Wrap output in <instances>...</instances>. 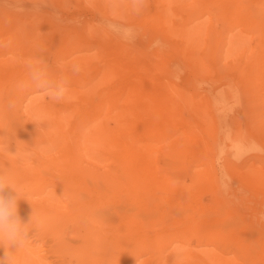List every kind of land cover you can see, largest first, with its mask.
Listing matches in <instances>:
<instances>
[{
	"label": "bare ground",
	"instance_id": "6f19581e",
	"mask_svg": "<svg viewBox=\"0 0 264 264\" xmlns=\"http://www.w3.org/2000/svg\"><path fill=\"white\" fill-rule=\"evenodd\" d=\"M107 1L114 2L115 0L114 1L107 0ZM119 1H117L116 3H118ZM169 1H171L170 3L174 1L176 2V0L174 1L169 0ZM179 1H177L178 3L174 2V4H179L181 2ZM212 1L215 2L213 3L214 6L212 5V7L214 8L218 0H212ZM137 2H141V0ZM145 2L147 1L145 0ZM229 2H231V0ZM235 2L236 5L233 6ZM262 2H264V0H235L233 3L231 2L232 4L227 3L231 5V8L233 6L234 9L228 10L230 8V5L229 6L225 5L226 8L225 6L221 8L223 9L225 8L223 10L224 12L226 11L231 12V10H233L232 13H235L240 16L243 15V17L248 19L249 23L247 24V26L249 27V25H252V22H255L256 20L264 22V6H260ZM116 3H114V5ZM127 3L128 2H126L125 4ZM130 3L131 2H129V5ZM166 3L168 4V2ZM167 4L166 5L164 4L165 6L163 5L165 7V10L167 9L166 7H168V10L171 7V6L170 7L167 6ZM163 6H161V8ZM217 6L216 8H218ZM109 7L108 9H110ZM123 8H125V6ZM131 9L135 10L134 13L136 16L138 9L137 8L136 9L131 8ZM131 9L130 12L132 13ZM116 10H118L117 7ZM138 13L140 14L139 11ZM165 13L168 14V12ZM108 14L111 15V13ZM115 14H118L117 11ZM120 14L118 15L120 16ZM118 15L117 17H119ZM124 15L127 17V14ZM135 16L133 17L135 18ZM20 18H22L21 19L22 22L24 17H20ZM34 20L33 22L35 24ZM139 20L141 19L139 18ZM137 22L140 23V21ZM28 23L29 25L31 24L30 21ZM132 23H136V22L133 21ZM36 24L38 25L37 22ZM19 25L17 26L14 24V26H16L17 29L20 28ZM31 25H32V30L33 28L35 29L37 28V27H33V23ZM25 26L21 25V27L24 28ZM41 27L42 24L38 28L40 29ZM28 28L29 27L25 28L26 32L28 31ZM20 29L21 31L23 30V28ZM103 29L105 28H102V30ZM34 30L32 31V34L35 33L36 30L35 31ZM108 30L110 29L108 28ZM122 30L124 31V29ZM189 30L190 31H186L187 35L188 34L192 35V33L194 34V32L191 33L192 31L191 29ZM23 32L25 33V31ZM42 32H40V34ZM183 32H184L183 35H185L186 34L185 31ZM7 33H13V32L7 31ZM43 33H45V31ZM71 33L73 32L71 31ZM87 33L89 34V32ZM14 34L18 36L19 33H16L15 31V33H13L12 35H9L11 37L10 39H13L12 36H14ZM40 34L38 30V35ZM55 34H57L56 31ZM59 34L58 36H60ZM104 34H106L105 31ZM29 35L27 36H29L30 38H26L27 40L22 41L20 45L17 44L14 46L16 42L13 39L11 41H13L14 44H11L10 41H9L10 45L9 43L5 44V46L8 45L7 49L6 47H3L4 49L0 48V164H5L12 167L17 172L21 183L24 185V192L22 193V195L29 202L26 200H21L19 202V206H18L19 215L21 216L22 219L27 221V219L31 214V206H32L34 210V217L38 222V226L36 227L34 233L35 235H33L36 237L31 239L26 244V246L17 253L16 264H55V262L50 263L49 260H51L53 257L54 260L55 258L58 259V256H59V261H61L60 260L61 258L62 259L68 258L69 260L71 259L75 261L77 264H137L136 259L138 260V264L215 263L216 261H218V258H213L210 256H195L189 251L186 252H184L183 250L180 251V248L178 246L171 247L170 244L171 240L186 238L187 236L200 237L203 236L204 234H205L204 236L208 241H219L221 242L224 248L233 246L234 249L236 248L238 250V252L232 257L229 258L220 257L219 259L220 262H222V264H254L255 259L253 260V258L255 257L250 256L249 254L250 253L252 254V252H250L252 251V249L254 250L259 246V244L261 245V243H264V234H261L259 231L250 229L245 225V223L238 222L236 224H233L232 222L234 221V219L231 216V211L233 212L232 208L229 207L226 211H220L218 209H214L218 204L221 195L220 193L221 190L220 189L215 190L211 188L213 183L212 181H214L213 177L210 178L203 175L202 173H196L195 170L193 171L192 168L188 166V161L186 158L188 153H186L185 155V152L193 144L195 146L201 145V144H196L197 141L195 138H194L195 140L193 141L191 140L192 142L190 143H188L189 142L188 139L184 141V139L186 138L191 139V137L194 136L195 132L191 131V129L190 131L185 130L183 132L184 139H182L181 141L186 142V144H178V143H182L179 141H177V144H170V139H169L170 132L163 131L161 129V127L163 126L162 124L164 123L168 124V122L173 120L174 118L173 112L178 108H180L182 105L180 104L181 106L176 107L177 109L174 110L173 108L168 107L169 106L168 104H167L168 106H166V104L161 105L163 103L158 104L157 98L160 94L159 93H158L159 95L156 94L157 90L151 91L150 89L145 88L144 85L142 84H136L131 88L134 89V91H132V93L134 92L133 95L134 98L133 96L130 97L127 95V93H125L123 99L121 100H124L123 103H125L124 105H126V108L118 109L117 111L114 110L113 112H115V114L113 115V117L109 116L111 118L108 117L109 118L108 120L103 119L106 120V122H103L102 117H104L105 114L104 112L107 107L105 109L103 107H100L98 108V111H93L95 115L93 119L87 117L88 114L93 113L91 112L92 111V108L90 107L91 104L87 103L88 100L90 101V99H93L92 98L93 96L92 95H89V97L87 96L89 98L88 99L85 95L84 97H86V100L85 98H81V96H83L84 94L88 95L89 94L88 91L90 92L92 90V89L90 90L87 83L91 81L92 77L96 73L95 72L96 70H94L95 72L94 74L92 72L91 74L92 76L89 74L91 79L90 81L88 80L87 83L85 80V78L88 75L85 74L86 70L82 69L83 71H85V73L82 72L81 74L83 75L77 77L76 75L77 73L75 74L76 71H74L73 67L71 68L69 65L70 64L71 66L79 65L81 70L82 67L81 64L86 61V58L80 57L78 61L74 63L70 61L68 67L67 62L62 61L68 58L71 51L69 49L73 48L72 46H71L72 48H69L68 45L65 47L60 46L61 49L60 53L64 52L63 55L66 57H61L58 58L57 60L60 59L62 64L63 62H65L66 64L62 65V68L61 65L59 64L60 65L58 67L59 71L61 68V70L64 72H61L62 73L61 75L57 74L59 71L56 72V74L58 75L56 76V78L63 79L67 82V86L70 88V93L64 100L60 102L51 100V102L47 103L43 100L42 97L43 94L38 92L31 84L28 64L34 61L38 57L43 58L45 60V57H47L46 52H48L49 54L50 51H45L46 46L45 45L43 46V44L47 42L46 41L45 43H43L45 40V38L43 37L44 34L42 35L44 39L41 37V39L43 40H41L39 37H38L39 39H37L36 37L37 35L35 36L36 38L32 37L31 32L29 33ZM74 35L75 34H73V36ZM19 36L18 38H20ZM116 36H118L117 33ZM60 37L62 38V36ZM57 38L59 39V37ZM69 38L70 36L67 38V40ZM73 42L72 44H74ZM82 42L80 43L82 44ZM189 43L192 42L190 41ZM223 43L224 42L222 41V44ZM41 44L45 48V50L43 47H42L43 49L41 48L40 46ZM64 44L66 45V43ZM79 45L80 44L78 43V46ZM27 46L35 47L33 48L34 51L31 54L30 52H27L28 49ZM51 47H52L51 51H53V47H55V45L53 46L52 44ZM51 47L49 44L48 48ZM114 48H116V46H114ZM75 49H72V51ZM13 50L14 53H16L17 51L23 54L22 55L20 54L19 57L18 56L13 57L16 56L11 53L13 52ZM57 50H55V54H54L55 56L57 55L56 58L58 57ZM6 51L10 52V55L8 54L9 57H7L8 55H6L7 53ZM233 51L234 49H232V52ZM102 52L105 54L103 50ZM108 52L109 50L106 53ZM112 52L115 51L112 50ZM26 53L30 54V57H28L29 59L27 58ZM100 53L99 54L95 53V55L96 54L100 55ZM79 55L81 54L79 53ZM101 56H99L100 59ZM112 57L115 58V56L113 55ZM76 58H78V56ZM105 58L106 57H104V59ZM139 58L141 59V57ZM52 60L54 61V59ZM108 60L106 64H108L110 67L109 63L111 62H108ZM115 60L113 59L109 60L112 61L110 68L114 67L113 62ZM47 63L46 65L50 72V66H52V64L50 65L49 61ZM90 63L89 65H91ZM95 63L94 65H91V67H89L87 70L92 71L91 68H95L96 67L95 65H97ZM84 64L87 65L86 62ZM55 66L57 67V65ZM104 66L108 68V66H106L105 64ZM259 66L260 67L258 68L264 69V62H262V65H260L259 63ZM66 67L71 70H67ZM51 68H54V66ZM110 68L109 70H111ZM243 68L242 71H245L243 70ZM233 70L236 69L233 68ZM65 71H72L73 72L72 76L75 75L77 78H72V76H70L69 74L70 72H68L67 74ZM103 71L106 75L107 72H105V70ZM249 75L251 76L253 74H249ZM102 78L109 79V78H105L104 75L102 76ZM103 79L101 80L105 81ZM248 80H252V79L249 78ZM98 81L97 82L95 81V83L97 84ZM149 82H151V86L148 85V87L149 86L153 87L154 85H152V81L149 80ZM105 83L104 86L106 85ZM122 83H124L125 85L128 84V83L126 84L125 82ZM154 84L156 85V83ZM130 86L131 84L129 85V87ZM252 86L250 87V89L252 88ZM92 87L95 89L94 86ZM101 89L99 90L100 92ZM121 90L122 89L120 88V91ZM123 90L122 92H124ZM250 91H252V89ZM103 92L97 94L100 95ZM106 92H108V87L103 95H105ZM249 93L252 94L253 92L252 93L249 92ZM107 94H106L107 97L111 95L110 97L112 98L114 96L113 99H115V96H120V95L122 96L123 93L120 94V92H117L116 89V95H112L111 93L108 95ZM228 95H230V93ZM228 95L227 98L229 97L230 99H226L223 96L224 97L223 99H225L224 101L229 100L227 102L234 104V102H236L237 99L235 100L231 98L233 97L232 94L231 96ZM79 98L81 99L78 100ZM185 98L187 100L189 99L187 98V96ZM218 98L220 97L218 96ZM100 99L104 100L105 103L106 101H108L107 103L110 102L109 103L110 106L114 105V103H117L118 101V99H116L115 102V100H112L110 98L109 99L111 101L106 100L107 98L103 99V96L100 95V98L98 99L99 101L96 100V103L98 101V103L100 104L101 102ZM139 99L143 100V104L145 106L152 107L151 110L149 109L147 114L144 113L147 109V108L145 109L144 107L141 108L143 110L137 111L135 112V114H131L132 113L131 111L133 110L130 108V105H132L134 102L136 104V101ZM205 99L204 102L207 101L206 102V106H207L208 101L211 102L210 101L211 99L210 100L206 99V101ZM82 100L83 101L85 100V102H82ZM215 100H212V102H214ZM230 100H234V101L230 102ZM79 101L83 103V106H86L84 109H82L81 112L82 115L89 111L90 113H88L87 115L85 114L86 117L81 119V121L79 120L80 122L75 123L74 116L76 115V113H78L76 112L77 108L79 107V105L80 108L82 107V104H80ZM104 101H102L101 103H103ZM220 102L219 105L225 104L222 102L220 104ZM96 103L94 105L95 107L98 104ZM124 105H122L123 107L121 105L120 106L124 108ZM211 105L213 106L215 104L211 103ZM117 106L119 105L116 104V107ZM133 106L136 107L135 105ZM199 106L203 107V104ZM228 106H231V104H229ZM109 109L107 111H109ZM206 109L204 108V110ZM227 111L229 113V110ZM142 112L148 117L146 116V118H144L145 115ZM176 112L177 111H175V114H177ZM219 112L216 114V116L219 115ZM224 112L226 113V111H223V113ZM249 113L251 114V112ZM252 113L254 114V112ZM128 114L136 115V117H134L133 120H132L133 117L129 118L130 120H132V122H130L131 124L129 123ZM158 115H160V117ZM255 116H256V112H255ZM215 118L216 117H214V120ZM257 118L259 119V117ZM218 119L219 118H217V120ZM217 120H215V123L218 124ZM159 121L161 123H158ZM252 121L254 120L252 119ZM257 121L258 123H260L259 122L260 120ZM127 123L130 124V126L127 127L128 125ZM217 124H215L216 128H217L216 126ZM138 125L139 126L143 125L142 128L144 129L150 127L149 128L150 130H145L144 132L143 129L142 130L143 133L141 134L142 128L140 129ZM213 126L214 125H212V127ZM136 127L140 129L141 131L140 134L138 133L139 130H136ZM207 127H210L209 129L210 132H208L209 135L207 133L206 134L210 137L212 134L214 135V138L212 137L214 141L211 143L218 146L219 144H216L217 141H215V135L217 132L212 133L211 125L210 126L208 125ZM215 127L213 131H215ZM199 129L197 130L199 131ZM219 130L221 131V128ZM261 130L264 131V129L262 128ZM176 131H174V133ZM220 134L221 133H219V135ZM238 134L239 133H236V135ZM151 138H153V140H155L156 142L150 143L149 141L148 143L146 141V139L149 140ZM224 140L221 142L223 143ZM229 140L230 139H228V141ZM232 140L233 142L230 143L233 144H240L241 142L240 137L238 136L232 138ZM203 146H202L203 148H199V149L203 150L204 148H206V144H203ZM8 148L10 152L8 151ZM16 150L17 153L15 155L12 154L15 153ZM25 152L30 153V155L25 156L24 155ZM185 174H187V177H184ZM244 180L246 182L256 183L259 185L260 183L264 182V178H259V177L255 178V175L250 173L248 177L244 178ZM199 183L206 184L208 190L207 192L209 191L211 192L212 190H214V192L213 191L212 192L215 195V198H213L216 200L215 206L214 205L207 206L206 204L203 203V201H201L199 197L201 195L200 194L201 190L199 191V189L201 188L199 187L202 185L198 186L199 189H195L194 187L195 191L193 192L192 191L190 193H187L188 191L185 192L188 188L190 187L193 188V185L196 186V184ZM8 191L10 192L11 190ZM219 207L221 209L224 208L220 204ZM186 211L195 212V214L194 215L191 214L192 215L191 217V215L189 216L190 212H187L188 213L187 214ZM211 215H214L215 216L214 218L217 217L220 220H217V218L215 219L217 221L211 220L210 219ZM208 227L210 228V231L205 232L208 229ZM234 228L235 229L239 228L240 233H237L235 235L228 234ZM223 230L226 232V234L220 233L223 232ZM247 236L250 239H255L257 246L256 248L255 247L249 248V251L244 252L248 248L240 246V243L241 241H243L242 238ZM257 253L255 252V256L258 255ZM258 256L256 261L258 260V258L264 259V254L260 255L259 253ZM68 259L65 260L69 261ZM64 263L66 264V261ZM61 264H63V262Z\"/></svg>",
	"mask_w": 264,
	"mask_h": 264
},
{
	"label": "rangeland",
	"instance_id": "374dc122",
	"mask_svg": "<svg viewBox=\"0 0 264 264\" xmlns=\"http://www.w3.org/2000/svg\"><path fill=\"white\" fill-rule=\"evenodd\" d=\"M106 1L107 0H104V2L103 0H100V2L99 0H0V34L3 32L0 35V46L1 45L3 46H1L0 48L6 47L7 49L8 45L5 46V44L9 43V41L11 44H14V42L11 41L13 39L16 42L14 46L17 44L20 45L22 41L27 40L26 38H30L29 37L30 32L32 37L34 38L37 37V39L39 38L41 39L42 35L44 34L45 36L43 35V37L45 38V40L44 42L43 41L42 42L45 43L47 41L45 44H43V46L44 45L46 46L45 47L46 50L42 46V44L40 46L41 48L43 47L45 51H50L51 53H53L51 54L49 52L48 54V52H46L47 57H45L44 61L46 63L49 61V64L50 65L52 64V66H50V72L52 75L54 74L55 77L61 75L62 74L61 72H64L61 70V68L62 65L66 64L65 62H63L62 64L60 59L57 60L58 58L66 57L63 55L64 52L60 53L61 51L60 46L65 47L68 45L69 48L72 47H73L72 49L76 48L73 51L72 49H69L72 52L70 51L68 58L62 61H66L68 66V64H70L69 63L70 61L74 63L78 61L80 57H85L86 58L85 62L87 65L84 64L85 62H83L81 64L82 66L81 70L79 72H75V74L77 73L76 74L77 77L78 76L80 77L83 75L81 74L82 72L85 73V71L83 70H86L85 74L86 75L88 74L87 77L85 76L86 83L88 80L90 81L91 79L89 74L91 75L92 72L93 74L96 72L92 77L91 81L87 83L90 90L91 89L92 90L90 92L88 91L89 93L88 95L82 94L83 96H81V98H85L86 100L87 96L88 97L89 95L93 96L91 97L94 100L90 99L91 101L90 102L88 100L89 98L87 97L88 102L86 101L88 104L89 103L91 104L90 106L92 108L91 112L98 111V108L100 107H103L104 109L107 107L104 112L105 118L102 117V120L103 119L108 120L109 118L113 117V115L115 114V112H113L114 110L117 111L118 109L126 108V105H124L125 103H123L124 100L121 99H123L125 93H127V95L130 97L133 96L134 92L132 93V91H134V89L131 88L136 84H142L144 85L145 88L150 89L151 91L157 90L156 94L157 95L160 94L157 98L158 104L163 103L161 105H165V104L166 106L169 105L168 107L173 108L174 110L177 109L176 107H180L182 105L180 108L175 110L177 111L176 112L177 114H175V111L173 112V117H174L173 120L168 122V124L167 123H164L165 125L162 124L163 126L161 127V129L163 131L170 132L169 133L170 144H177V141L182 142L178 144H186V142L181 141L182 139H184L183 132L185 130L190 131V129L191 131L195 132L194 136L191 137V139L189 138L184 139V141L188 139L189 140L188 143L196 139L197 141L196 144H201L198 146H195L193 144L185 152V155L186 153H188L186 157L188 161V166L192 168L193 171L195 170L196 173H202L203 175L210 178L213 177L214 181H212L213 183L211 188L215 190L220 189L221 192L220 191L219 192L221 193V195L218 204L216 205L215 203L216 200L213 199L215 198V195L213 193L214 190L211 189L213 192L212 191L207 192L208 191L207 186L204 183L196 184L197 187L193 185V188L190 187L185 192L188 191L187 193H190L191 191L192 192L195 191V189L201 188L199 189V191L201 190L200 192L201 195L199 193L198 194L200 195L199 197L204 204H206L207 206L216 205L214 209H218L220 211H226L230 207L233 209V212L231 211V216L234 219V221L232 222L233 224H236L238 222L245 223V225L250 229L259 231L261 234H264V222H261L258 219L259 214L261 212H264V182L260 183L259 185L256 183L246 182L244 180V178L249 176V173L254 174L255 178L258 177L264 178V133H262L264 131L261 130V128L264 129V69L258 68L260 67L259 63L260 65H262V62H264V60H261L264 59V22L256 20L255 22H252V25H249L248 27L247 26V24L249 23L248 19L243 17V15L240 16L235 13H232L233 10H231V12L225 10L226 12H224L223 10L226 8V6L230 5L227 3H231V2L233 3L235 0L233 1L231 0V2H229L230 0H225V1L218 0L215 5L216 6L218 5L217 7L219 9L216 8V6L214 8L212 7L213 3H215L212 0H180L181 2L179 0H176V2L177 1L180 2L179 3L180 5L174 4L175 2L174 0H173L174 2L172 3H170L171 1L169 0H165V1L146 0L147 2H145V0L144 1L141 0V2H137L140 0L137 1L134 0L135 3L133 0H120L122 2H120L119 0H115V1L113 0L114 2L110 1L111 3ZM117 1H119L118 3H120L121 5L116 3ZM163 1L165 5L167 4L166 2H168L167 6L169 7L171 6L169 10L168 7H166L167 9L165 10L164 7L165 5L163 4ZM124 2L125 3L128 2V3L125 4ZM129 2H131L130 5ZM114 3L116 4L114 5ZM142 4H144L146 7ZM235 5L236 2L233 6ZM115 6L119 11L116 10ZM124 6L125 8H123ZM161 6L163 7L161 8ZM224 6H225L224 9L221 8ZM233 6L231 8L230 5V8L228 10L234 9ZM260 6H264V2H262ZM108 7L110 9H108ZM131 8L138 9L136 14L137 17L135 16L134 13L135 10H132ZM130 9L132 10L133 14L130 12ZM109 10L111 11L113 10V11L111 12ZM116 11L118 14L120 13L122 14H120L119 16L118 14H115ZM138 11L140 12V14L138 13ZM107 12L111 13V15L108 14ZM165 12H168V14H166ZM124 14H127V17ZM117 15L119 17H117ZM133 16H135L136 20ZM20 17H24L22 22H21L22 18ZM138 17L141 20H139ZM33 20L35 21V24L37 22L39 26L37 24L36 26ZM29 21L31 24L33 23V27H37L36 29L33 28V30L34 29L36 30V31L34 30L35 31L34 34H32L33 31L32 25L31 24L29 25L28 23ZM133 21L136 23H132ZM137 21H140V23ZM17 22L18 23L20 22L19 24H21L22 26H25L26 24L25 28L26 27L30 28V26L31 28L30 29L28 28V31L26 32V29L24 27H21V25H19ZM22 23L25 24L23 25ZM40 23L42 24L41 27L42 31L43 32L45 31V33L41 31V28L40 29L38 28L41 26ZM14 24L17 26L19 25V27L23 28V30L21 31L19 27H18L19 29H17V27L14 26ZM60 27L64 29H61ZM102 28H105L107 30L105 29L102 30ZM108 28L110 30H108ZM122 29H124L125 32ZM189 29L192 30L191 33L194 32V34L192 33L193 36L190 34H188L189 36L187 35L186 31H190ZM5 30L13 33H15L16 31V33H19L18 36L20 35L19 36L20 38H18V36L14 34V36H12L13 39H10L11 37L9 35H12L13 33H7V31ZM38 30H39V34L40 32H42L40 34L41 36L38 35ZM23 31H25V33ZM55 31L57 32V34H55ZM71 31L73 33H71ZM104 31L106 34H104ZM183 31H185L186 33L185 35H183L184 34ZM87 32H89V34ZM115 32L117 33L118 36H116ZM5 33H7L8 35ZM110 33L112 36L110 35ZM129 33L132 35H130ZM58 34L62 36V38L58 36ZM73 34L75 35L73 36ZM67 36L68 37L70 36L69 38L70 40L69 39L67 40L68 38ZM57 37H59V39ZM220 40H222L224 43L222 44V41ZM190 41L192 43H189ZM72 42L74 44H72ZM80 42H82V44ZM64 43H66V45ZM78 43L80 44L79 46ZM49 44L50 47L52 44L53 46L55 45V47H53L54 52L51 51L52 47L48 48ZM111 46L113 48L114 46H116V48L113 49ZM30 47L31 46L28 47L27 52H30L31 54L34 51L33 48L35 47L34 46H32L31 48ZM54 48L55 50H57L58 48L57 58H56L57 55L56 56L54 55L55 54ZM232 49H234L233 52ZM80 50L83 51L81 52ZM102 50L105 52V54L102 52ZM108 50L109 52L106 53ZM112 50L115 52H112ZM6 52H7L6 55L8 54L10 55L9 51ZM11 53L16 55L13 57H17V56L19 57V55L21 54L17 51L16 53H14V50ZM79 53L81 55H79ZM95 53L97 54L100 53V55L97 54L95 55ZM30 54L26 53L27 58L30 57ZM101 54L106 58L104 59V57H102ZM9 55L7 57H9ZM112 55L115 56V58L112 57ZM77 56L78 58H76ZM99 56H101V59ZM138 56L141 57V59ZM92 57L94 60L92 59ZM51 58L54 59V61ZM108 59L109 60L116 59L114 61L115 63L113 62L114 67L112 66L114 69L110 68L112 61H109ZM107 60L108 62H111L109 63L110 67L108 64H106ZM55 62H57L58 64ZM89 63L91 65H94V63L97 64L95 65L96 67L92 66L95 67V68H91L92 71L87 70L89 67H91ZM59 64L61 65L60 71L58 68L60 66ZM104 64L108 66V68H106ZM55 65H57V67ZM53 66L54 68H51ZM69 66L71 68L73 67L71 66V64ZM109 68L111 70H109ZM233 68L236 70H233ZM238 68L240 69V72ZM242 68L245 71H242ZM118 69L120 70L121 73L119 72ZM67 70H71V69L67 68ZM94 70L96 71L94 72ZM103 70L107 72L106 75ZM56 72H58L57 73L58 75L56 74ZM65 72L67 74L68 72H70L69 73L70 76L73 75L72 71H65ZM249 74H253L251 75L252 77ZM101 75L102 76L104 75L105 78H109V79H103ZM77 77L75 75L72 76V78H77ZM249 78H251L252 80H248ZM96 79H98L99 81ZM101 79L105 81H102ZM125 80H127L128 82ZM149 80L152 81V85H154L153 87H150L151 82H149ZM95 81L96 82L98 81V83L96 84ZM107 82L110 84V86ZM122 82L128 84L125 85ZM104 83L106 84L105 86ZM154 83H156L157 86ZM130 84L131 86L129 87ZM158 84H160L161 86ZM148 85H150L149 86L150 88L148 87ZM92 86H94L95 89ZM251 86H252L251 88L252 91H250ZM107 87H108V92L112 91L110 92L112 95H116V89L117 92H120V94L123 93L122 96L120 94H117L120 96H115V99H113L114 96L112 98L110 97L111 95L108 96L110 99L115 100V102L116 99H118L117 103H114L115 106L114 105L110 106L109 104L110 102L107 103L108 101H106L105 103L104 100H101L102 98L100 99V101L101 102L104 101L103 103L105 104L101 102L100 104L98 103L99 101L98 99L100 98V95L103 96V99L107 98L106 100H110L106 96L108 92H106V94L103 95L107 90ZM122 87L124 88V90ZM101 88L102 89L104 88L103 89L104 92ZM120 88L124 92H122V90L120 91ZM100 89L101 92L103 93L98 95L97 93H101L99 91ZM249 92L251 93L253 92V93L250 94ZM229 93L230 95H228ZM231 94L233 96L231 98L235 100L237 99L236 102H234V104L227 102L229 100L224 101L225 99H223L224 97L226 99H230L229 97L227 98V95L231 96ZM85 95L86 97H84ZM186 96L187 98H189L188 99L189 101L185 98ZM218 96L220 98H218ZM42 97L45 102L47 103L51 102V99L47 98L46 96L42 95ZM81 98H79L78 100H80ZM205 98L207 100L211 99L210 100L211 102L208 101L207 106H206L207 101ZM214 98L217 100H215ZM185 99L188 102H186ZM204 99L206 102H204ZM85 100L84 101L82 100V102H85ZM96 100H98L97 101L98 104L96 103ZM212 100L215 101L212 102ZM201 101L203 107L205 109L207 108L206 110H204L202 106H199L202 105ZM220 101L225 104L219 105ZM232 101L234 100H230V102ZM79 102L80 104H82V107L80 108L79 105V107L77 108L76 112L78 113H76V115L74 116L75 123L80 122L81 119H83L84 117H86L88 113H90L89 111L85 113L86 115L85 114L82 115L81 113L82 109H84L86 106H83V103H81V101ZM95 103L97 104L96 107L94 106ZM211 103L215 105L212 106ZM116 104L119 106L116 107ZM229 104H231V106H228ZM120 105L121 106L124 105V108H122L123 106L121 107ZM133 105H135L136 107H134ZM143 105L144 104L142 99L137 100L136 104L134 102L132 105H130V108L133 110L131 111L132 113L131 112L130 113L135 114V112L143 110L141 108L144 107L145 109L146 108L148 109V110L146 109V111L144 112L145 114H147L149 109L151 110L152 107L145 105L143 106ZM108 109L109 111H107ZM227 110H229V113ZM223 111H226V113L225 112L223 113ZM218 112L219 115L216 116ZM249 112H251V114ZM252 112H254V114ZM255 112H256V116H255ZM213 113L215 114V116ZM94 116H95L94 112L87 115V117H90L92 119ZM146 116L147 115H145L144 118H146ZM158 116L160 117V115ZM134 117H136V115L128 114V119L132 118L133 120ZM214 117H216L215 120H217V118L220 119L217 120L218 124L215 123ZM257 117H259V119ZM256 118L257 120H260L259 121L260 123H258ZM252 119L254 121H252ZM106 120H103V122H106ZM132 120L129 119V123L132 122ZM158 123L161 122L159 121ZM130 124H128L127 127L130 126ZM215 124H217L216 125L217 128L215 127ZM208 125L209 126L211 125L212 133L217 132L215 135V141H217L216 144H219L218 146L211 143L214 141L213 139L214 135L212 134L211 137L208 136L209 135L208 132H210L209 131L210 127H207ZM212 125L214 126L212 127ZM142 126L138 125L140 129L142 128ZM138 127H136V130H139V132L138 131L137 132L140 134V132L144 128H142L140 131ZM214 127H215V131H213ZM149 128L150 127H147L143 131L145 132V130H150ZM220 128L221 131L219 130ZM197 129H199L200 132ZM143 131L141 132V134L143 133ZM174 131L176 132L174 133ZM218 131L222 135L221 134L219 135ZM234 133L235 135L236 133H239L240 135L238 134L235 136ZM223 135H225L226 138ZM233 136L240 137L241 140L240 144L230 143L233 142L232 140V138H234ZM217 138L220 139L218 140ZM227 138L230 140L228 141ZM223 140L224 142L222 143L221 141ZM146 141L148 143L149 141L150 143L156 142L155 140H153V138L149 140L146 139ZM203 144H206V148H204L205 150L199 149L204 147ZM184 177H187V174H185ZM198 186L200 187L198 188ZM219 204L222 205L224 208L221 209L219 207ZM187 212H190L189 216L191 214L192 215L195 214V212L186 211V213ZM214 217H215L214 215H211L210 219L214 221L217 218ZM217 220L220 219L217 218ZM209 231L210 228L208 227V229L205 232H209ZM220 233L226 234L224 230L223 232ZM237 233H240L239 228L232 229V231L228 234L235 235ZM204 235L200 237L187 236L186 238L171 240L170 244L171 247L178 246L180 248V251L182 250L184 252L189 251L195 256H210L213 258H218V261L211 264H222V262H220L219 259L220 257L229 258L234 256L238 252V250L236 248L234 249L233 246L224 248L221 242L219 241H208ZM34 237L36 236H33V238ZM242 240L243 241H241L240 246L248 248L244 252L249 251V248L252 247L256 248L257 246L255 239H250L248 236L243 237ZM250 252L254 254V255H252L251 253L249 254L250 256L255 257V258L252 257L253 260L255 259L254 264L255 263L264 264V259L262 258L260 259L258 258L259 261L262 259L260 262L257 260L258 261L257 263L256 261L259 253L260 255L264 254V243H261V245L259 244V246L256 249L254 250L252 249V251ZM255 252L256 253L258 252L257 256H255ZM53 258L49 260L50 263L55 262V264H61L63 262V264H65L64 263L65 261L66 264L76 263L71 259L70 260L68 258L62 259L61 257H60L61 261H59V256L58 259L55 258L54 260ZM65 259H68L69 261Z\"/></svg>",
	"mask_w": 264,
	"mask_h": 264
},
{
	"label": "clouds",
	"instance_id": "9594fccd",
	"mask_svg": "<svg viewBox=\"0 0 264 264\" xmlns=\"http://www.w3.org/2000/svg\"><path fill=\"white\" fill-rule=\"evenodd\" d=\"M28 70L32 86L47 98L60 102L69 95L67 82L52 75L43 58L30 62ZM73 70L79 72V65H73ZM16 153L17 150L12 154ZM24 155L30 153L25 152ZM23 192L24 185L17 172L8 165L0 164V264H16L17 253L33 238L38 226L32 206L27 221L19 215V202L28 201ZM258 219L264 222V212L259 214ZM136 262L138 264L137 259Z\"/></svg>",
	"mask_w": 264,
	"mask_h": 264
}]
</instances>
